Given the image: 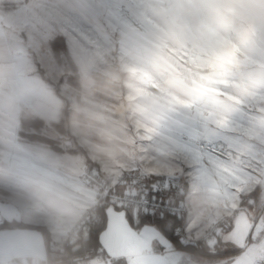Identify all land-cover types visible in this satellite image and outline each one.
Wrapping results in <instances>:
<instances>
[{
  "label": "rangeland",
  "instance_id": "374dc122",
  "mask_svg": "<svg viewBox=\"0 0 264 264\" xmlns=\"http://www.w3.org/2000/svg\"><path fill=\"white\" fill-rule=\"evenodd\" d=\"M263 112L264 0H0V180L8 149L32 148L47 163L32 176L56 181L71 223L95 194L88 168L108 182L127 169L179 174L187 234L201 241L248 196L238 182L264 190V145L250 148L264 144ZM23 113L63 151L21 136Z\"/></svg>",
  "mask_w": 264,
  "mask_h": 264
},
{
  "label": "crops",
  "instance_id": "0c3cea01",
  "mask_svg": "<svg viewBox=\"0 0 264 264\" xmlns=\"http://www.w3.org/2000/svg\"><path fill=\"white\" fill-rule=\"evenodd\" d=\"M253 115H251L252 118H254ZM259 117L264 120V112L256 115L257 119ZM13 122L14 127L19 128L20 116ZM241 122L254 123L255 121L246 118ZM256 123L261 128L260 133H264L263 121ZM250 144V148L264 145L255 140ZM250 150L258 151L257 148ZM7 153L13 154L9 158L12 167L10 177L6 181L0 180V222L7 219L45 226L50 232L53 248L61 250L65 244L68 229L74 222L71 223V220L65 217L63 205L55 202L56 181L49 182L47 177L32 176L40 174V165H44L45 175L47 163L34 162L31 157L34 152L30 147H10ZM259 175L263 176L262 173ZM117 179L118 177L111 182L116 183ZM260 182V178L256 182L252 180L244 184L238 182V185L233 188L239 191L246 187L248 191H252L258 186L261 187L258 196L251 198L245 206L242 205L240 198L232 200V211L228 214L230 218H233L232 227L219 235L225 242L244 247L243 252L232 259H209L179 249L158 226L145 223L140 228H135L124 210L107 206L106 225L99 233L101 253L98 255H101L103 260L97 261L95 256H87L80 259L77 264H112L113 259H125L126 264H255L264 253V238L257 236L258 230L264 226V208L263 210L258 208V210L254 206V203L262 200L264 196L263 185ZM48 183L53 187L50 191H48ZM229 186L235 185L221 181L222 195H228ZM94 198L93 192L89 199H85L86 204H79L88 207L94 202ZM188 208L190 217L191 205H188ZM23 261L66 264L56 252L50 253L47 250L45 235L41 230L30 227L0 229V264Z\"/></svg>",
  "mask_w": 264,
  "mask_h": 264
},
{
  "label": "built area",
  "instance_id": "2783aa9c",
  "mask_svg": "<svg viewBox=\"0 0 264 264\" xmlns=\"http://www.w3.org/2000/svg\"><path fill=\"white\" fill-rule=\"evenodd\" d=\"M85 179L95 190L94 202L80 215L67 232L62 249L68 244H74L80 237L85 236L90 226L99 221L98 211L102 205L113 206L135 217L147 215L153 218H176L183 222L176 227V233L182 243H190L192 239L187 234L188 229V196L185 180L179 174H148L135 169H127L120 173L116 183L108 182L95 168H88ZM250 202L249 196L244 198ZM227 219L212 224L204 233L202 240L217 241L224 231ZM257 236L264 238V226L258 230ZM212 244V245H213ZM97 261H102L101 255H95ZM9 264H41L28 261ZM264 264V253L255 262Z\"/></svg>",
  "mask_w": 264,
  "mask_h": 264
},
{
  "label": "trees",
  "instance_id": "16d2710c",
  "mask_svg": "<svg viewBox=\"0 0 264 264\" xmlns=\"http://www.w3.org/2000/svg\"><path fill=\"white\" fill-rule=\"evenodd\" d=\"M21 136L42 142L45 145L53 148L56 151H63L62 147L55 143L53 140L48 139L44 136L39 135L37 132L38 129L43 126V120L38 117H32L28 114L23 113L21 115ZM36 130V132H32ZM75 152L73 149L69 150ZM260 187L254 188L249 192L248 196L254 198L259 194ZM248 202L242 200V205H247ZM107 205H102L98 211L99 221L93 223L90 226L88 233L80 237L74 244H68L61 250H55L52 246L51 235L49 230L45 226H37L26 224L17 220H7L4 219L0 222V229L3 228H14V227H30L41 230L45 235L47 250L51 252H56L62 262L66 264H77V262L87 256H95L100 252L99 250V233L106 225V214L105 209ZM129 216L130 221L132 222L135 228H140L145 223H151L160 228V230L166 234L175 246L179 249H184L186 251L192 252L194 254L209 258V259H232L235 256L240 255L244 247L236 246L232 243L223 241L220 237L217 238V241L213 245H208L205 241H192L190 243H182L179 239V236L176 233V227L178 224H181L183 221L176 218H153L147 215H139L135 217L132 213L126 212ZM232 217L229 219L228 223L224 227V231H228L232 227ZM112 264H126L125 259H113Z\"/></svg>",
  "mask_w": 264,
  "mask_h": 264
},
{
  "label": "clouds",
  "instance_id": "9594fccd",
  "mask_svg": "<svg viewBox=\"0 0 264 264\" xmlns=\"http://www.w3.org/2000/svg\"><path fill=\"white\" fill-rule=\"evenodd\" d=\"M222 15H223V13L221 12L219 6H217V7H215V8L213 9V16H214V18L221 17ZM192 71H193V72H196V71H199V70H197V69H193Z\"/></svg>",
  "mask_w": 264,
  "mask_h": 264
}]
</instances>
